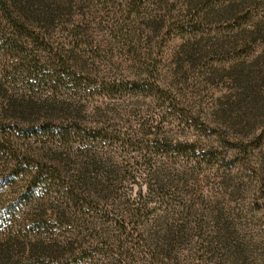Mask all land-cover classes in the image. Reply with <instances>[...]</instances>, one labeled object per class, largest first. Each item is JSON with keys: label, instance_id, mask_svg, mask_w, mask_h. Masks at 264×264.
Segmentation results:
<instances>
[{"label": "rangeland", "instance_id": "rangeland-1", "mask_svg": "<svg viewBox=\"0 0 264 264\" xmlns=\"http://www.w3.org/2000/svg\"><path fill=\"white\" fill-rule=\"evenodd\" d=\"M52 1L55 0L49 2ZM128 1L84 0L82 5L66 0L67 13L52 23L47 39L55 47L74 51L73 59L78 60L79 70H101V74L115 79L117 69L128 71L135 59L127 37L117 33L118 22L126 17L121 8L126 7ZM137 6L128 19L130 36L135 34L139 39L134 41L141 53L151 52L152 57L158 58L159 71L168 83L166 87L179 98L204 109L213 118L214 113L225 106L227 97L231 102L234 100L237 90L233 76H248L254 83L262 81L260 104L264 107V0H147ZM190 21H194L195 27H190ZM27 46L32 49L36 45L28 43L18 47V52L22 54ZM14 59L8 47L0 45V99L6 101L13 95L19 102L26 103L45 98L47 85H28L23 80L11 81L5 76ZM96 81L98 84L101 79ZM83 84L86 91L68 100L81 106L84 125L99 130L131 134L140 122L159 123L168 104L146 93L105 96L97 94L94 80ZM257 125L260 141L250 146V161L254 167L264 153V114ZM165 127L175 138L193 139L192 130L179 125L176 117L170 116ZM102 135L86 140L83 146L93 148L98 155L110 156L115 165L122 167L116 179L123 181L127 197L136 198L140 189L137 183L131 182L143 181L144 194L152 192L147 200L150 208L152 206L150 216L175 214L176 225L184 230L187 226L189 235L175 242L171 258L152 263L147 254L140 253L135 241L120 232L115 221L120 211L111 214L115 217L102 221L89 215L86 219L89 231L82 230L83 224L79 227L78 221L55 230L62 242L82 237L79 239L83 243L81 250L87 253H77L76 260L80 264H264V185L243 167V160L221 168L163 154L152 155L151 160H147L138 150L129 149L120 141L111 142ZM27 143L21 136L16 140L23 148ZM31 145L41 146L34 141ZM6 175V167L0 162V185L3 186L0 209L4 211L12 197L11 183L4 179ZM16 181L17 186L25 184L22 180ZM189 205H195L198 214H190L184 226L178 219ZM30 208L31 205L25 203L20 206L14 221H4L0 216V233L9 227L12 229L8 226L11 223L22 227L24 232L30 230ZM219 212L226 215L220 225L213 217ZM223 224L230 225L231 231L243 240L239 248L233 247L231 241V245L223 243ZM41 234L48 242L47 232L41 230ZM0 240L2 243V238ZM157 240L164 243L162 238ZM126 249L130 250V258L126 254L117 257V253ZM25 259L17 256L15 261L25 262Z\"/></svg>", "mask_w": 264, "mask_h": 264}, {"label": "trees", "instance_id": "trees-1", "mask_svg": "<svg viewBox=\"0 0 264 264\" xmlns=\"http://www.w3.org/2000/svg\"><path fill=\"white\" fill-rule=\"evenodd\" d=\"M49 1L0 0V45L8 47L15 57L5 76L11 81L20 79L28 85L48 87L47 96L37 101L19 102L13 95L6 101L0 99V162L6 167L4 179L11 183L12 193L10 205L5 211L0 209V216L5 218L4 221H14L18 208L24 203L31 205L32 212L30 230L24 232L22 227L11 223L8 226L12 229L9 227L0 233V264H80L76 260L77 253H87L81 250L83 243L79 239L82 237L62 242L55 234L56 228L78 221L79 227L83 224L82 230L89 231L86 220L89 215L102 221L104 218L108 220L109 216L115 217L111 214L119 211L120 217L115 221L120 232L135 241L141 254H147L152 263L157 259L171 258L175 242L189 235L186 224L190 214H198L195 205L186 207L178 219L186 230L176 225L175 214L151 217L152 206L150 208L147 200L152 192L144 194V182L132 181L140 189L136 198L127 197L123 181L116 179L122 167L115 165L110 156L98 155L93 148L84 147V142L103 134L111 142L120 141L127 148L138 150L147 160H151L152 155L163 154L168 158L183 157L198 165L207 162L220 168L225 164L231 167L243 160V167L264 185V153L257 167L250 161V146L260 141L256 129L264 114V107L260 104L263 100L262 81L254 83L248 76L232 75L237 90L234 100L231 102L227 97L225 106H221L213 118L204 109L179 98L170 87H166L168 83L159 71L158 58L152 57L151 52L147 55L141 53L134 41L139 39L135 34L130 36L128 19L137 5L145 4L147 0H126L129 3L121 8L126 17L118 22L117 33L127 37L135 55L128 71L117 69L116 78L111 79L101 74V70H79L78 60L73 59L74 51L55 47L47 39L52 23L67 13L66 0ZM69 1L83 5L84 0ZM190 22V27H195L194 21ZM28 43L36 46L32 49L27 46L22 54L19 53L18 47ZM98 79L101 81L97 84ZM93 80L97 94H152L156 101L168 102L166 111L159 123L140 122L138 129L131 134L87 127L81 106L68 98L86 91L83 82ZM170 116L176 117L179 125L192 130L193 139L180 140L168 132L165 121ZM20 136L28 141L26 148L16 144ZM31 141L41 146L32 147ZM249 164L253 166L247 167ZM150 170L153 174L152 165ZM17 179L25 184L17 186ZM213 217L220 225L226 215L219 212ZM41 230L47 232L48 242ZM221 230H224L223 243L231 241L233 247L241 246L243 240L231 231L230 225L223 224ZM160 238L163 244L157 240ZM123 254L131 257L128 249L116 255L120 258ZM17 256L27 259L25 262L15 261Z\"/></svg>", "mask_w": 264, "mask_h": 264}]
</instances>
